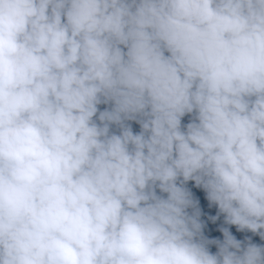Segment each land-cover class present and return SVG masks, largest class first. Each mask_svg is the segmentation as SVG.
Returning <instances> with one entry per match:
<instances>
[{
  "label": "clouds",
  "instance_id": "obj_1",
  "mask_svg": "<svg viewBox=\"0 0 264 264\" xmlns=\"http://www.w3.org/2000/svg\"><path fill=\"white\" fill-rule=\"evenodd\" d=\"M0 264H264V0H0Z\"/></svg>",
  "mask_w": 264,
  "mask_h": 264
},
{
  "label": "trees",
  "instance_id": "obj_2",
  "mask_svg": "<svg viewBox=\"0 0 264 264\" xmlns=\"http://www.w3.org/2000/svg\"><path fill=\"white\" fill-rule=\"evenodd\" d=\"M185 119H186V118H185ZM230 230L233 232L234 235L237 236L238 239H242L243 236L246 235V234H247V235H251L250 233H238V232H236V230H235V226H230ZM213 235H215V236H219V237L222 239V235H221L218 231L214 232ZM253 240H254L255 242H260V241H259V237H257V236H253ZM212 250L215 251V246H214V245L212 246Z\"/></svg>",
  "mask_w": 264,
  "mask_h": 264
}]
</instances>
